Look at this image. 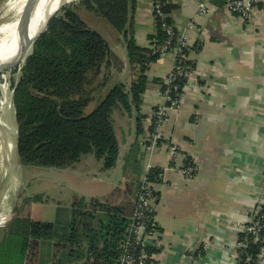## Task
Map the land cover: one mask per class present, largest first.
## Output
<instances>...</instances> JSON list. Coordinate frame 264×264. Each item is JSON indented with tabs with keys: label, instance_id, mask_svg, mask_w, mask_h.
Returning <instances> with one entry per match:
<instances>
[{
	"label": "crops",
	"instance_id": "1",
	"mask_svg": "<svg viewBox=\"0 0 264 264\" xmlns=\"http://www.w3.org/2000/svg\"><path fill=\"white\" fill-rule=\"evenodd\" d=\"M172 1L170 15L177 31L199 50L190 53L196 80L187 84L163 125L166 143L153 153L145 152L147 125L142 122L144 133L138 135L135 117L115 112V166L103 170L87 155L73 166L54 169L57 205L69 206L74 197L134 204L147 170L161 168V181L154 185V217L162 248L155 252V262L233 264L237 234L251 220L264 188V14L257 11L241 20L228 13L226 4L218 6L213 0ZM199 5L208 12L197 14ZM151 10L152 0H135L134 37L145 49L151 48L149 36L155 32ZM114 35L107 41L123 63L119 81L129 84L133 76L125 45ZM172 64V57L165 56L149 65L145 116L161 102L159 81ZM125 76H130L129 83ZM169 145L180 152L175 165L183 166L187 157L194 162V177L169 168ZM130 159L139 165L137 177L126 169ZM133 181L137 185L130 192ZM47 184L42 185L46 191Z\"/></svg>",
	"mask_w": 264,
	"mask_h": 264
},
{
	"label": "trees",
	"instance_id": "2",
	"mask_svg": "<svg viewBox=\"0 0 264 264\" xmlns=\"http://www.w3.org/2000/svg\"><path fill=\"white\" fill-rule=\"evenodd\" d=\"M213 2L223 6L227 0ZM171 5L163 10L168 14L167 23L174 24ZM134 10L135 0H77L61 5L33 42L21 66L7 71L19 74L12 84L11 107L20 165L61 169L92 155L103 170L113 168L118 158L112 119L115 112L135 117L137 134L144 133L142 122L147 125L144 119L148 116L142 113L143 95L148 86L146 72L159 55L152 48L137 45ZM93 18L104 20L121 37L133 76L131 83L116 81L108 91H99L95 82L102 71L112 66L121 71L123 63L113 54L107 39L90 25ZM154 24L155 32L149 40L151 46L158 47L166 35L159 20L155 19ZM198 50L199 45L195 44L186 53ZM183 66L194 68L195 64L185 61ZM185 82L184 76L173 82L171 86L177 85L173 98L182 92ZM159 83L163 92V81ZM91 103L94 105L87 112L85 109ZM145 130L147 135L148 125ZM189 160L187 157L184 164ZM162 173L161 168H150L145 176L148 182L158 184ZM261 194L264 199V188ZM154 195L155 207L158 192ZM17 198L21 204L17 201L8 222L0 225V231L3 230L0 264L120 263L130 238L136 200L134 204L127 201L112 204L97 198L74 197L69 206L57 205L53 222H39L31 218L29 208L40 196L19 194ZM258 215L257 205L252 221ZM238 243L243 246L235 247L233 264H258L264 248V222L256 234L242 229L236 237ZM157 251L146 249L147 253Z\"/></svg>",
	"mask_w": 264,
	"mask_h": 264
},
{
	"label": "built area",
	"instance_id": "3",
	"mask_svg": "<svg viewBox=\"0 0 264 264\" xmlns=\"http://www.w3.org/2000/svg\"><path fill=\"white\" fill-rule=\"evenodd\" d=\"M172 3V0H152V17L154 20L157 19L161 22V28L166 35V39L161 45L158 47L154 45L151 46L152 52L157 53L159 57H172L173 64L166 77L162 80L165 89L160 93L161 102L156 106V109L144 119V122H146L149 127V131L143 143V149L148 153L155 152L159 146L166 143L162 134L163 125L168 120L170 111L178 106L185 88L188 86L187 84L196 80L195 67L183 66L185 61H193L189 56L190 53H186V51H191L193 45L190 44L185 34L177 31L174 24H169L166 21L168 14L164 12L163 8ZM226 10L228 13L241 20H247L254 12L258 11L264 14V0H227ZM207 12L208 9L204 5H199L197 14L202 15ZM182 76L186 78L183 90L181 93H176V97L173 98L172 92L177 90V85H171ZM168 154L170 158L169 168H176L182 176L188 179L196 175L197 167L191 160L183 166L173 164L180 155L177 148H169ZM149 170H147V173ZM154 185L155 184L148 182L145 176L131 218L132 222L129 230L130 238L124 246L123 255L119 264H157L154 260L155 253L146 252L147 248L155 250H161L162 248L159 227L154 217L155 207L153 201L156 197L154 193L156 194L157 192ZM258 212V219L254 221L251 219L248 222L250 226L246 223L243 229L245 228L247 231H251L254 234L259 233L261 230L264 222L263 197H261L258 203ZM237 246L241 247L243 245L238 243L235 247ZM234 257L236 258V254ZM258 264H264V248L261 251Z\"/></svg>",
	"mask_w": 264,
	"mask_h": 264
},
{
	"label": "rangeland",
	"instance_id": "4",
	"mask_svg": "<svg viewBox=\"0 0 264 264\" xmlns=\"http://www.w3.org/2000/svg\"><path fill=\"white\" fill-rule=\"evenodd\" d=\"M19 0H0V28L10 25L15 21L13 7ZM77 0H61L60 5L75 3ZM25 7V5H24ZM98 19V18H97ZM93 18L90 25L100 31V33L110 40L115 37L114 30L104 20ZM190 56V54H189ZM113 70L104 69L98 79L99 91H107L112 87V83L121 80L119 72L115 66ZM18 71L14 74L10 72H0V225H5L13 213V207L20 194L22 197L39 195L40 200L30 204L29 212L34 221L53 222L55 219V209L58 204V194L55 185L54 169L24 167L18 162L16 152V122L13 109L11 107L12 84L18 78ZM125 81L129 83L130 76H125ZM111 84V85H110ZM110 85V86H109ZM100 93V92H99ZM95 96L94 100L96 99ZM93 103L86 107L90 111ZM130 169L133 177L138 176L139 165L134 164L130 159L126 169ZM49 187L46 191L42 188L43 183ZM136 181L130 185V192L136 187ZM67 203V202H66ZM3 230L0 231V238Z\"/></svg>",
	"mask_w": 264,
	"mask_h": 264
},
{
	"label": "bare ground",
	"instance_id": "5",
	"mask_svg": "<svg viewBox=\"0 0 264 264\" xmlns=\"http://www.w3.org/2000/svg\"><path fill=\"white\" fill-rule=\"evenodd\" d=\"M29 2L34 7L28 24L29 33L33 36L39 31L46 17L60 6L61 0H19L13 7L15 21L0 28V61L16 58L21 44L20 36L27 20L22 13L24 5Z\"/></svg>",
	"mask_w": 264,
	"mask_h": 264
},
{
	"label": "water",
	"instance_id": "6",
	"mask_svg": "<svg viewBox=\"0 0 264 264\" xmlns=\"http://www.w3.org/2000/svg\"><path fill=\"white\" fill-rule=\"evenodd\" d=\"M32 4L29 2L28 4L26 3L23 13L24 17L26 16L27 20L25 22V26L23 29V33L21 34V44L19 46V50L18 53L16 55V58L14 59H9V58H5V60L0 61V72H7L10 71V69H12L14 66H21V64L23 63L24 59L26 58V56L29 54L32 44L35 41V39L44 31L47 23L49 22V20L51 19V17L59 10V8L61 7V5L56 8L52 13H50L44 23L42 24L41 28L39 29V31L34 34L33 36L30 35L29 33V29H28V24H29V20H30V16L32 14L33 11V6H31ZM12 105V102H11Z\"/></svg>",
	"mask_w": 264,
	"mask_h": 264
}]
</instances>
